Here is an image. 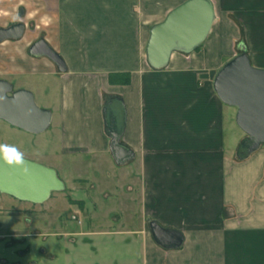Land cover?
Wrapping results in <instances>:
<instances>
[{
  "label": "crops",
  "instance_id": "0c3cea01",
  "mask_svg": "<svg viewBox=\"0 0 264 264\" xmlns=\"http://www.w3.org/2000/svg\"><path fill=\"white\" fill-rule=\"evenodd\" d=\"M185 1L0 0V26L25 25L20 40L0 44V80L31 91L52 112L47 166L64 180L63 162L74 158L81 186L72 194H95L74 199L79 227L65 226L45 244L51 261L264 264V145L236 159L245 135L236 109L213 89L241 45L264 69V0H212L216 19L200 49L175 53L167 68L153 71L145 59L150 29ZM40 38L63 58L66 73L29 54ZM107 97L120 98L126 111L122 143L134 158L122 166L105 133ZM113 181L115 188L104 187ZM150 221L181 232L183 246H158Z\"/></svg>",
  "mask_w": 264,
  "mask_h": 264
},
{
  "label": "water",
  "instance_id": "95a60500",
  "mask_svg": "<svg viewBox=\"0 0 264 264\" xmlns=\"http://www.w3.org/2000/svg\"><path fill=\"white\" fill-rule=\"evenodd\" d=\"M216 19L212 0H186L171 10L163 21L150 29L145 48L146 63L153 71L168 67L175 53L195 52L209 36ZM25 25L0 28V44L20 40ZM37 59L46 58L60 73L67 72L63 58L44 38L29 49ZM213 89L219 100L236 109V125L245 137L236 150V159L246 161L264 145V69L251 64L244 45L240 52L216 73ZM52 112L40 108L34 94L26 89H15L13 84L0 80V120L28 134L41 135L52 124ZM105 133L110 139V152L117 165H125L134 153L122 143L126 127V111L118 97H107L103 106ZM24 167H9L0 161V194L22 202L43 204L53 193L65 192L66 185L58 172L50 167L25 159ZM149 228L155 243L163 249L176 250L183 246V234L161 227L150 221Z\"/></svg>",
  "mask_w": 264,
  "mask_h": 264
},
{
  "label": "rangeland",
  "instance_id": "374dc122",
  "mask_svg": "<svg viewBox=\"0 0 264 264\" xmlns=\"http://www.w3.org/2000/svg\"><path fill=\"white\" fill-rule=\"evenodd\" d=\"M35 100L37 105L42 108L41 100L36 97ZM46 132L41 135H32L18 131L0 121V144L15 146L24 154L25 159L47 166L51 160L45 156L44 152L46 150L44 148L45 139L49 136V133ZM50 146L56 149L55 142ZM63 163L67 170V176L63 178L66 190L53 193L52 197L43 204L22 202L11 196L0 194V257L7 264L66 263L64 258L60 257L57 261H51L52 259L42 253V250L45 249V244L50 239L58 240L60 239L58 236H63L65 233V230L58 227L60 213L63 215L66 230L79 227L77 215L80 217L78 213L80 210L77 204L70 202L69 199H80V196L92 200V197L95 199V194L89 195L91 198H88V194L84 193H80L79 196L75 192L72 194L74 189L81 186L75 182L76 161L72 157H66ZM115 186L113 181L108 184L105 182L104 187L115 188Z\"/></svg>",
  "mask_w": 264,
  "mask_h": 264
},
{
  "label": "clouds",
  "instance_id": "9594fccd",
  "mask_svg": "<svg viewBox=\"0 0 264 264\" xmlns=\"http://www.w3.org/2000/svg\"><path fill=\"white\" fill-rule=\"evenodd\" d=\"M0 161L9 167L21 168L24 174L28 173V169L24 167V154L15 146L0 144Z\"/></svg>",
  "mask_w": 264,
  "mask_h": 264
},
{
  "label": "flooded vegetation",
  "instance_id": "af4514ba",
  "mask_svg": "<svg viewBox=\"0 0 264 264\" xmlns=\"http://www.w3.org/2000/svg\"><path fill=\"white\" fill-rule=\"evenodd\" d=\"M19 23H20V22H10L9 24H7V26H6L5 28H10V27L15 26V25H17V24H19ZM0 28H3V27L0 26ZM65 226H66V225H65V222H64V221H62V223H61V222L58 223V227H59L61 230H62ZM58 237H60V236H58ZM42 253L47 254V255L49 256V258L51 259L50 253L48 252V250H47L46 248L42 250ZM0 264H7V262H5V261H4L3 259H1V257H0ZM30 264H37V263L33 262V263H30Z\"/></svg>",
  "mask_w": 264,
  "mask_h": 264
},
{
  "label": "trees",
  "instance_id": "16d2710c",
  "mask_svg": "<svg viewBox=\"0 0 264 264\" xmlns=\"http://www.w3.org/2000/svg\"><path fill=\"white\" fill-rule=\"evenodd\" d=\"M199 49H200V47H199L197 50H199ZM111 77H112V76H111ZM122 83H124L125 85H126V84H129V76H128V78H127L125 81H123ZM69 201H70V202H73V203H76V204L80 203V202L74 201V200H72V199H69Z\"/></svg>",
  "mask_w": 264,
  "mask_h": 264
}]
</instances>
